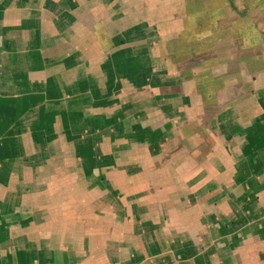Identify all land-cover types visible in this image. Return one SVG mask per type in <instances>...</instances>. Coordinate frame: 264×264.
I'll use <instances>...</instances> for the list:
<instances>
[{
	"label": "crops",
	"instance_id": "crops-1",
	"mask_svg": "<svg viewBox=\"0 0 264 264\" xmlns=\"http://www.w3.org/2000/svg\"><path fill=\"white\" fill-rule=\"evenodd\" d=\"M0 264H264V0H0Z\"/></svg>",
	"mask_w": 264,
	"mask_h": 264
},
{
	"label": "rangeland",
	"instance_id": "rangeland-1",
	"mask_svg": "<svg viewBox=\"0 0 264 264\" xmlns=\"http://www.w3.org/2000/svg\"><path fill=\"white\" fill-rule=\"evenodd\" d=\"M210 114V113H209ZM212 114V113H211ZM233 149V148H232Z\"/></svg>",
	"mask_w": 264,
	"mask_h": 264
}]
</instances>
